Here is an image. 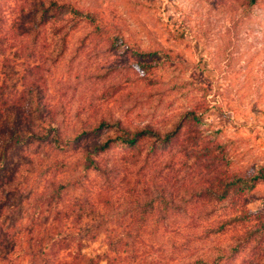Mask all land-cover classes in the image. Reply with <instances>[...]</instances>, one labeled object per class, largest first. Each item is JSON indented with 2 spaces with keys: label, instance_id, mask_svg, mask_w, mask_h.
I'll return each instance as SVG.
<instances>
[{
  "label": "rangeland",
  "instance_id": "obj_1",
  "mask_svg": "<svg viewBox=\"0 0 264 264\" xmlns=\"http://www.w3.org/2000/svg\"><path fill=\"white\" fill-rule=\"evenodd\" d=\"M63 1V10L36 13L35 22L46 24L34 80L45 94H27L25 113L18 111L20 121L29 116L27 127L43 134L35 121L43 97L68 135L80 119L106 113L164 136L192 105L206 100L208 108L201 123L185 124L171 141L156 143L158 151L140 171L142 157L122 143L100 155L102 166L125 161L120 180L136 165L133 184L142 198L165 191L179 200L171 217L157 204L144 224L120 206L123 197L103 173L81 175L82 166H75L79 148L115 136L114 130L81 136L64 153L31 139L0 149V264H264V0L249 16L246 0ZM15 4L9 0L20 15L18 29L34 30L30 15L19 14ZM73 6L99 12L119 30L84 39L85 28H73L62 52L58 39L66 32L57 35L55 22L75 18ZM20 83L17 93L25 89ZM202 135L223 146L215 175L227 172L236 181L219 200L209 199L213 175L201 174L203 161L182 151L186 137ZM153 143L140 144L143 155ZM255 175L263 178L249 181ZM60 186L62 199L51 200Z\"/></svg>",
  "mask_w": 264,
  "mask_h": 264
},
{
  "label": "trees",
  "instance_id": "obj_2",
  "mask_svg": "<svg viewBox=\"0 0 264 264\" xmlns=\"http://www.w3.org/2000/svg\"><path fill=\"white\" fill-rule=\"evenodd\" d=\"M259 1L260 0H246L245 4L242 6L244 16H249L253 9L258 5ZM8 4L9 0H0V149L4 150L8 144L14 148L22 147L31 139L47 142L49 145L54 146V149H60V153H64L72 146H76L78 143L75 141H78L81 136L101 131L114 130L116 132L115 136H109L102 142L94 141L92 147L79 148L80 160L75 162V166H82L80 174H87L90 170L103 173L113 192L120 193V196L123 197V203H121L120 206H125V211H131L132 215H137L140 219V224L148 222L150 215L154 214L152 211L156 209L157 204L162 206L164 214L171 217L169 211L171 208L174 209L177 207L179 201L174 195H168L163 191L164 193L162 192L161 195L156 198L148 195H146L145 198H142L140 190H138L133 184V179L136 176V165L134 166L132 164L131 167H129L132 168L131 171L127 172L122 180H120V175L126 167V165H124L125 161L123 164L119 163L121 161L113 162L111 167H108L106 164L102 166L99 158L102 153L110 151L114 147V144L119 142L126 145L127 149L135 151L137 154L136 158L140 156L142 157V162L140 164L141 168L138 169V171H140L158 151L159 148L156 143L159 144L171 141V137L182 131L185 124L195 125L201 123V118L208 108L206 100L202 101L201 104H194L191 108L186 110L180 118V123L174 127L173 133L164 136L162 135L161 130L151 125L138 126L130 124L124 122L121 118L106 113H101L98 117H92L95 118L94 121L91 120L92 118L90 121L80 119V125L73 128L74 134L68 135L55 117L56 114L53 112L54 108L46 97H43V100L41 101V109L37 118H35L39 127L44 131H42L43 134L35 129L36 127L34 125L29 128L25 125V123H29V116L27 115L25 120L21 119L20 121L18 118V111L22 110L24 111L23 114L25 113V104L27 101L26 96L28 93L37 92L40 95L41 92L44 93L41 83H39L40 80H34V77L36 78L39 69H42L41 62L39 61L38 63L36 61V53L38 46H40V28L42 25L46 24V21L35 22L36 13L39 10H41L43 14L49 10H63L66 6L63 0H16L15 8L19 11L18 13L21 15H30L27 22L34 24L35 27L34 30L30 32L21 33L18 29V24L21 21L19 18L20 15H17L15 9ZM9 10L11 11L10 15L13 16L12 21H9ZM71 12L75 14V18L58 20L55 22V32L57 35L61 32H66L64 34L61 33V36L58 39V44L63 49L62 52L66 51L69 46L67 36L69 35V30H72L73 28H81L83 26L85 28L84 32L86 33L84 39L90 34L100 35L103 31L116 32L119 30L118 25L114 22L105 20L97 11L84 10L73 6L71 7ZM14 14L17 15V17L14 16ZM56 45L57 42L54 46ZM111 46H115V43L111 42ZM43 49L46 48L43 46ZM24 53L27 56L23 59L22 55H24ZM38 60H42V63L44 64L47 59L41 58ZM50 60H52V65L57 62V58ZM22 71L26 75L21 76ZM19 82H21L20 87L23 89L25 88L21 93L16 92V87ZM199 88L204 90L203 97L206 98L208 91L204 87ZM10 108L11 111L9 112L8 109ZM188 135L189 134L186 136ZM214 139L213 136L205 138L203 135L198 136L197 139H192L191 136L186 137L184 142L187 144L183 146L182 151L186 152V156L189 158H195L198 162L201 160L203 161L202 164L198 165L201 169V174L208 176L207 178L213 175L212 178L207 179V183L210 184L211 188V190H208V193L209 191L211 192L209 199L217 198L219 200V197L222 198L225 196L226 191L230 186L235 185L236 181L232 182L227 172L224 174L223 172H219L215 175V172L222 169L220 161L224 158V151L223 146L216 144ZM144 141H155V143H153L154 147L146 151L143 155V148H139V146ZM58 163L62 164L59 160ZM68 165L69 164L67 163L62 164V166L65 167ZM127 169L128 168L124 171ZM72 170L74 171V169ZM262 178V175H255L251 176L249 181L257 182ZM8 185L9 183H3L1 186L6 187ZM219 187H221V194H218L220 191L218 189ZM59 188V190L54 191L55 193L51 195V200L54 197L62 199L61 189L64 187L60 186ZM185 198L182 197L180 202H185ZM107 216L108 215L106 214L102 215L104 218ZM137 216H132V219L135 220L136 218L134 217ZM164 219L166 218H159L158 222H161V220ZM140 232L141 228H138V234L136 236L140 237ZM126 235L130 237V234Z\"/></svg>",
  "mask_w": 264,
  "mask_h": 264
}]
</instances>
